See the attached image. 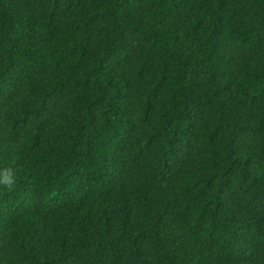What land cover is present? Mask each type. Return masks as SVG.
<instances>
[{"label":"trees","instance_id":"1","mask_svg":"<svg viewBox=\"0 0 264 264\" xmlns=\"http://www.w3.org/2000/svg\"><path fill=\"white\" fill-rule=\"evenodd\" d=\"M0 264H264V0H0Z\"/></svg>","mask_w":264,"mask_h":264},{"label":"clouds","instance_id":"2","mask_svg":"<svg viewBox=\"0 0 264 264\" xmlns=\"http://www.w3.org/2000/svg\"><path fill=\"white\" fill-rule=\"evenodd\" d=\"M4 176L8 178V179L5 180V182H6V183H10V182H11V181H10V176H11V174L8 173V172L5 170V171H4Z\"/></svg>","mask_w":264,"mask_h":264}]
</instances>
